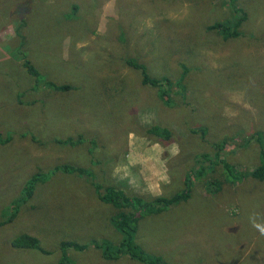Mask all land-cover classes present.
Instances as JSON below:
<instances>
[{
	"label": "rangeland",
	"instance_id": "374dc122",
	"mask_svg": "<svg viewBox=\"0 0 264 264\" xmlns=\"http://www.w3.org/2000/svg\"><path fill=\"white\" fill-rule=\"evenodd\" d=\"M230 1L0 0V133L12 138L0 145V215L33 174L62 164L75 171L37 185L0 227V264H143L126 254L106 261L89 245L116 249L121 240L111 223L118 211L93 183L150 200L145 182L171 197L191 170L189 199L144 215L134 245L164 264H264V180L245 175L260 162L251 137L264 138V0H234L246 20L225 41L207 28L232 17ZM128 59L154 78L184 74L187 103L173 86L165 104ZM151 125L170 129V143L148 135ZM22 234L47 252L13 249ZM61 241L87 248L61 250Z\"/></svg>",
	"mask_w": 264,
	"mask_h": 264
},
{
	"label": "trees",
	"instance_id": "16d2710c",
	"mask_svg": "<svg viewBox=\"0 0 264 264\" xmlns=\"http://www.w3.org/2000/svg\"><path fill=\"white\" fill-rule=\"evenodd\" d=\"M229 6L233 9V15L228 20H223L220 22H216L214 25L209 26L207 29L209 31L216 30L219 35L225 40H229L231 38H236L240 34V28L242 23L246 20V12L240 10L234 4V0L229 2ZM16 34L18 36L19 33L16 30ZM23 39L21 38V41ZM23 42V41H22ZM23 54H21V61L23 62V66L28 70V72L36 76V71L29 61L24 60ZM126 64L138 71L141 77V84L143 86H150L157 89V93L159 98L165 103H171L170 97V87H176L178 89L177 93L180 95L181 103L186 104V88L183 83L184 74H182L178 79L172 82L170 79L164 77L162 79L151 77L145 65L137 62L135 59H128ZM186 71V70H184ZM50 86L57 91H69L72 90L73 87L68 84L61 85H53ZM172 92V90H171ZM198 131L201 132V135H205V130L199 128ZM148 135H153L156 138L162 139V141L170 143L171 140V130L168 128L160 127L158 125H151L146 129ZM192 133L196 131L192 130ZM261 132H256L251 138L255 139V141L259 144L260 148V162L257 167H255L250 172H247L245 175L251 176L254 179L259 181L264 180V138ZM11 135L6 134L2 135L0 133V145H6L11 141ZM58 143H62V141H56ZM64 142V141H63ZM65 143V142H64ZM227 144L226 140L220 141V143L215 144L213 147L217 151L222 149ZM218 158V156L216 157ZM223 169L228 177H232V170H235L234 167L223 163ZM70 172H75L74 169L68 166V164L56 165L52 169L44 172H37L33 174L24 184L22 196L16 198L11 203L10 207L0 215V227L6 226L10 224L14 218L16 217L19 207L34 195L35 189L37 185L46 183L53 175L57 173L68 174ZM78 173H82L80 170ZM199 173L201 170L198 171ZM193 171L185 174L184 178V190L181 193L175 194L171 197H165L163 195H159L156 197H152L150 200H146L141 196L132 195L127 196L122 190H118L115 187H106L105 193H100V190L103 189L100 185L93 183L92 187L96 190L99 201L107 204H111L115 209H117L116 215L113 216L111 223L115 228L116 232L119 233L121 240L117 245V248L114 249V245L102 241V242H94L89 244L90 246H94L95 249L101 252V257L106 261H113L118 259V256L128 255L131 260H137L143 264H164L161 259L158 257H149L146 256L136 245H134V236L136 233L137 223L138 221L147 214H160L166 211L168 208L176 205L180 202L187 201L189 199V181L191 178V174ZM90 177V175H89ZM13 249H27V250H35L41 254H45V251L39 244V240L33 236L28 234H22L16 236L10 243ZM67 250L68 248H74L78 251H83L87 248L86 245L77 244L69 241H61L59 244V249ZM63 261V259H61ZM64 263V262H63Z\"/></svg>",
	"mask_w": 264,
	"mask_h": 264
},
{
	"label": "crops",
	"instance_id": "0c3cea01",
	"mask_svg": "<svg viewBox=\"0 0 264 264\" xmlns=\"http://www.w3.org/2000/svg\"><path fill=\"white\" fill-rule=\"evenodd\" d=\"M153 152H155L156 156H159L161 155V151L157 150V149H151ZM130 162L131 164L130 165H135L140 162V159H139V152L136 151V149L132 150L130 152ZM163 158H160L159 160H157V169L160 170L162 165H163ZM156 174V173H155ZM158 175V173H157ZM151 181H154V178L150 179ZM162 182H163V179H160ZM148 181V180H147ZM145 186H147V190L148 192H152L155 197L156 196H159L160 195V190L158 188V185L156 183H153L152 185H150L149 183L145 182Z\"/></svg>",
	"mask_w": 264,
	"mask_h": 264
},
{
	"label": "clouds",
	"instance_id": "9594fccd",
	"mask_svg": "<svg viewBox=\"0 0 264 264\" xmlns=\"http://www.w3.org/2000/svg\"><path fill=\"white\" fill-rule=\"evenodd\" d=\"M161 155L163 156V153H161ZM163 158V157H162ZM163 160H164V158H163ZM262 231H264V230H262Z\"/></svg>",
	"mask_w": 264,
	"mask_h": 264
}]
</instances>
